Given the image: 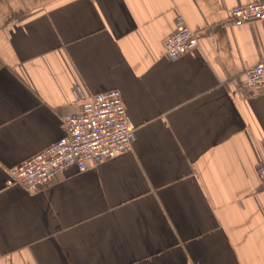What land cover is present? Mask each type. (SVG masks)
<instances>
[{
    "label": "crops",
    "instance_id": "0c3cea01",
    "mask_svg": "<svg viewBox=\"0 0 264 264\" xmlns=\"http://www.w3.org/2000/svg\"><path fill=\"white\" fill-rule=\"evenodd\" d=\"M264 0H0V264H264ZM199 45L163 54L176 16ZM118 90L135 140L32 193L10 171Z\"/></svg>",
    "mask_w": 264,
    "mask_h": 264
},
{
    "label": "built area",
    "instance_id": "2783aa9c",
    "mask_svg": "<svg viewBox=\"0 0 264 264\" xmlns=\"http://www.w3.org/2000/svg\"><path fill=\"white\" fill-rule=\"evenodd\" d=\"M229 19L236 26L263 21L264 5L233 7ZM175 20L177 29L163 44V54L171 60L199 45L197 33L187 26L184 18L177 15ZM244 79L248 87L264 86V61L247 69ZM72 96L82 107L78 114L62 119L65 135L10 171L13 184L25 192H35L69 168L84 172L89 165L115 160L132 148L135 128L118 90L87 97L77 88ZM256 175L264 179V163L257 167Z\"/></svg>",
    "mask_w": 264,
    "mask_h": 264
}]
</instances>
